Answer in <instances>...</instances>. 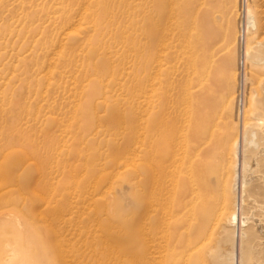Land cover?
<instances>
[{
  "label": "rangeland",
  "instance_id": "374dc122",
  "mask_svg": "<svg viewBox=\"0 0 264 264\" xmlns=\"http://www.w3.org/2000/svg\"><path fill=\"white\" fill-rule=\"evenodd\" d=\"M263 105L264 0H0V181L13 179L0 263L213 264L249 126L263 187ZM198 125L204 204L191 217ZM234 248L238 262V236Z\"/></svg>",
  "mask_w": 264,
  "mask_h": 264
},
{
  "label": "bare ground",
  "instance_id": "6f19581e",
  "mask_svg": "<svg viewBox=\"0 0 264 264\" xmlns=\"http://www.w3.org/2000/svg\"><path fill=\"white\" fill-rule=\"evenodd\" d=\"M247 7H248V5H247ZM247 16H248L247 17L248 23L251 26H255L256 22H257L255 15L252 12H249ZM253 58H255L256 60H262L263 56H262L260 51H257L255 53H249L248 52L247 53V59H253ZM256 116L259 120H263V122H264V105L262 107L257 108ZM260 124L261 123H256V126L258 127V126H260ZM199 129H200V125H198L194 130H190L189 136H190L191 142H190L189 148H187L188 150H187V156H186L187 168H188V171L186 173L187 174V182H186V192H185L186 193V199H187L186 200V208H187V213H189L191 215V217H193L195 212L199 211L200 208L204 204L203 203V201H204V189H203L204 188V184H203L204 183V181H203L204 174H203V171L205 168L204 158L206 157V154H205V151L203 148L202 136L196 135V133L199 132ZM259 131L260 130H258L255 126H249V127L245 128V130H244L243 145H242L243 158H242L241 194H240V196L238 195L239 188L237 187L238 182H237V174H236L233 177V182L231 185L232 192L235 196V207H233L227 214V222H228V226L230 227V230H228L227 235L225 237H223L222 240H220L219 242L217 241L218 245L214 249H212V247L210 248L212 250L209 253V255L212 259L213 264H249L253 260L257 264H264V216H262V217L257 216V214H255V212L251 213L249 211V209L247 208V203H248V200L250 199L251 201L253 200L256 204H259L260 209L263 210V212H264V194L261 191V190L264 191V177L262 180L263 181L262 182L263 187L261 188L258 185L253 186L254 179L252 176V174H255L256 172L261 171L260 166H259L260 162L258 159L259 156H257L258 153L256 154V152H254L252 150V149L259 148V146L261 145L262 140L260 138ZM262 132H263V130H262ZM196 141L198 143V146L195 147ZM235 142L236 141H234V144H235ZM1 146H3V144ZM231 149H233V148H231ZM252 156H254V157L257 156L255 158L257 160V161H255V162H257L255 165L252 163V160H253ZM4 157H5V155H4ZM114 157L117 158L118 156L116 155ZM5 175L6 174H4V176ZM250 175H251V177H249ZM1 176L3 177V175H1ZM224 176L222 178L223 181H222V179H221V181L223 184L222 188H224V191L226 192V190H227V178ZM7 177L8 176L6 175L4 177V179L0 181V198L3 199V205L0 206V211L4 207H6L8 205V202L11 200V199L5 198L10 191L9 190L3 191L4 189H6V187L9 186L8 183H11L13 181L12 178H7ZM17 181H19V180H17ZM237 188H238V190H237ZM225 195H227V194H225ZM223 196H224V194H223ZM225 198H227V196ZM238 200L241 201V203H239V208H238ZM26 201H28V200L26 199ZM224 208H227L226 205H224ZM5 210H3V211H5ZM6 212H0V214H6ZM255 217H258V218H255ZM189 219L192 221V218H189ZM237 236H238L239 248H240L239 249L240 254L238 256V262L236 261L237 258H236V253H235V249H237V248H234ZM227 242L228 243L232 242V249L230 252H228V254L227 253L225 254V253H223L222 245L226 244ZM0 264H9V263L2 261Z\"/></svg>",
  "mask_w": 264,
  "mask_h": 264
}]
</instances>
